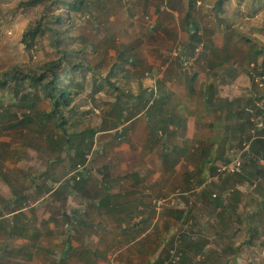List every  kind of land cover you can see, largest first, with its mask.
<instances>
[{
	"label": "rangeland",
	"instance_id": "rangeland-1",
	"mask_svg": "<svg viewBox=\"0 0 264 264\" xmlns=\"http://www.w3.org/2000/svg\"><path fill=\"white\" fill-rule=\"evenodd\" d=\"M165 1L180 24L184 18L197 26L200 42H193L185 64L184 36L171 45L161 79L175 81L163 86L157 84L159 68L147 63L157 48L148 28L157 12L153 0H87L78 11L62 2L0 0V81L5 73L24 78L19 86L0 87V183L8 184L7 199L20 197L11 205L0 196V206L3 212L48 214L42 229L53 224L45 233L62 241L37 253L55 259L63 245L69 247L63 262L42 264H264V166L244 158L238 173L215 175L228 161L226 152L242 149L253 136L243 105L253 98L264 106L257 96L264 95V0H225L220 6L217 0ZM58 15L62 21L53 22ZM38 20L44 31L27 46L22 36ZM60 50L82 62L84 71L73 78L80 85H74L71 104L42 122L52 106L29 78L43 74ZM68 66L62 62L57 71ZM194 74L189 95L180 85ZM210 82L214 92L237 86L224 99L239 97L240 134L227 116L226 135L214 138L218 126H205L209 116L200 90ZM162 92L167 108L180 104L187 116H174L159 137L147 120L158 124L152 112ZM220 116L210 117L213 124ZM65 136L71 141L62 148ZM217 137L224 143L219 158L204 150ZM106 186L113 210L97 205ZM226 188L229 194L218 203ZM20 218L33 229L35 222ZM29 249L22 248L21 259Z\"/></svg>",
	"mask_w": 264,
	"mask_h": 264
},
{
	"label": "crops",
	"instance_id": "crops-1",
	"mask_svg": "<svg viewBox=\"0 0 264 264\" xmlns=\"http://www.w3.org/2000/svg\"><path fill=\"white\" fill-rule=\"evenodd\" d=\"M153 3L155 4V9H156V14L153 15L152 20H151V24H149L148 28L149 29H154V34H156L157 36V48H153L154 49V54H155V59H149L147 60L148 64H154L155 66H157V68H159L160 72L157 74V84L159 85H169L170 83H172L173 81H175V79L169 80L166 79L165 81L161 79L162 77V72L167 69V67H169V63H167V60L169 58H167V55H169V49L171 47L172 44H176L179 39L181 37L184 36V46H188L189 42V34L191 32V28L193 26L192 23H187L186 20L184 18L181 19V24L179 23V20L177 19V13L174 12L173 10L169 9L165 4L166 1L165 0H153ZM185 21H184V20ZM161 38L166 39V43L163 44L161 42ZM167 58L163 59V58ZM185 64V63H184ZM208 70V68H207ZM196 76V75H195ZM194 76V77H195ZM195 79V78H194ZM194 79L192 80L191 77L190 79L187 80V78H185V80L182 82V86L183 90L185 87V90L187 91V93L189 95L194 94L195 92V88H194ZM212 83H208V85L204 88H207L209 85H211ZM190 85H192L193 89L190 90ZM161 88V87H159ZM233 88V94L238 92V88L236 85L234 84H230V87L226 88V89H222L223 92H219V90H216L214 92V84L211 85V92L208 93L206 95V91L201 89L200 91L201 96H202V101H203V109L205 110L206 113H208L209 116V120L206 121L205 126H207V128H209V130H214L215 131V126L217 125V132L216 133H212V135L214 134V138L217 135L223 134L225 133V135L227 134L228 129L231 130L230 128H225L223 130V128L225 127L224 124V117H231L234 120V133H238L240 134V129H242V124L240 123V118L238 117L237 113H239V111H241L242 108L239 107L240 102L239 101V97L234 96V98L229 97L228 102L226 99V96L224 95V92H227L226 95H228L229 93L232 92ZM213 89V90H212ZM213 91V92H212ZM222 97V98H220ZM158 98V104H157V117L153 116L154 118H170L172 119L174 116L179 118H182L183 116H187V113L185 115L182 114L183 110H185L184 108L181 107L180 104H177V107L175 110H171L170 108H167L165 106L166 100H167V96L166 94L164 95V92H162L160 95H157ZM234 99V100H232ZM238 99V100H236ZM253 99V98H251ZM221 100V101H220ZM186 101V100H185ZM257 101L255 100V103ZM263 108V106H262ZM247 107L245 108V110L247 111ZM250 109V108H249ZM170 113V115H169ZM216 115H222L220 117L217 118L218 123H214L213 118L210 117H215ZM263 116V115H262ZM261 114L260 115H251V117H254L253 121H251V117H250V121H251V126H250V131L251 134H253V136L251 137V139H253L255 137V134L257 131H259L261 128L264 127V123H263V119H262ZM193 117V116H191ZM260 118L262 125L255 129V133L252 132V129L255 126V120H257V118ZM147 119V118H146ZM212 119V120H211ZM160 120V119H158ZM148 121V120H147ZM171 122H174V120L172 119ZM177 123V122H175ZM174 123V124H175ZM149 124V121H148ZM169 125V124H168ZM227 127V126H226ZM176 128V126H175ZM220 131V132H219ZM222 131V133H221ZM238 131V132H237ZM219 133V134H217ZM213 138V137H212ZM211 138V139H212ZM231 138V137H230ZM233 141V138L231 139H227V146L228 144ZM250 143V141H248ZM223 140L221 139V137H217L216 139H212L210 140L209 143H207V147L204 150H210V153H215L217 152L218 154V158L219 156H221V152L223 150ZM226 147V146H225ZM241 149H237L234 147L230 148L229 152H226L227 157H228V161L230 158H232L233 156H235L237 154V152H239ZM262 150V149H261ZM264 157H262L258 162L261 163V165L264 166L263 160ZM251 163V162H250ZM253 163V162H252ZM255 163V162H254ZM242 167V166H241ZM241 170V168H240ZM239 172V170H238ZM235 172V173H238ZM227 174H234V173H227ZM239 175V174H238ZM241 179V177L239 176V180ZM237 180L234 187L236 188L235 192H240L241 190V181ZM106 192L104 193V195L102 196V198L107 199V202L102 205L101 207L104 210H113L114 207L111 205V202L109 201L111 198V196L113 195L111 190L112 188L110 187H105ZM229 188H226V190L221 193L220 199H224L223 197H225V195L229 194ZM9 192V188H8V184L4 183L1 184L0 183V196H9L6 193ZM107 194L110 196V199L108 198ZM227 194V195H228ZM215 195V196H214ZM5 196V198L7 199V197ZM216 194H213V197H216ZM13 198V199H12ZM20 197H14V196H10L9 199H7L8 203L11 205H14L16 201H18L17 199ZM44 198H41V201ZM109 199V200H108ZM38 204V203H37ZM36 204V205H37ZM0 206V213L3 212V210H1ZM121 208V207H119ZM248 210H250V208H248ZM18 213H22L21 216H24L26 219L23 220L24 222H28L29 221H33L35 222V225L33 227L32 230H30V228H28V225H26L25 223H21V216ZM47 213L45 215V213H42V210H7L4 211L3 214L0 216V222L4 223L3 226L0 225V236L2 235V237H0V264H20V263H26V264H42V263H50V262H63L64 259L67 258V250H68V244L66 243L65 245H63V249L62 251L56 256V258H46L49 257L50 255H44L37 253L38 248L40 247H44V246H48V245H55L56 243H58L59 241H62V238H56L54 240H52L53 238L49 237L48 234L49 233H45L49 232V230L53 229L54 226L53 224H50L49 228H46L45 231L42 229L41 226V222L40 220L42 218L47 219ZM4 219V220H3ZM47 237L49 239H47ZM51 239V240H50ZM30 248L27 251V254L25 255V259H21L19 254H21V250L22 248L26 249ZM4 249H7V251H5L6 253H1L3 252Z\"/></svg>",
	"mask_w": 264,
	"mask_h": 264
},
{
	"label": "trees",
	"instance_id": "trees-1",
	"mask_svg": "<svg viewBox=\"0 0 264 264\" xmlns=\"http://www.w3.org/2000/svg\"><path fill=\"white\" fill-rule=\"evenodd\" d=\"M45 0H24L23 4L28 6H38L41 3H44ZM49 5H54L59 2H62L63 4H66L69 8V10L72 11H78L82 8L86 7L87 0H47ZM225 0H217V5L220 6ZM191 5V3H190ZM49 6H47L48 8ZM188 15V14H187ZM55 19L53 22H61L62 17L61 16H55ZM197 26H192L190 36L188 39L189 45L184 46L181 54L182 60L188 59V54H192L195 48V44L193 42L199 43V39L195 38L196 34L198 32ZM44 31V28L41 27V21L38 20L37 23L33 26L27 27V30L24 32L22 38L23 41H25L26 45H30L34 40L35 37L42 33ZM193 43V45H192ZM189 52V53H188ZM61 55L56 60H51L50 62H47L45 72L41 74L40 76H31L29 78L30 81H33V83L30 85L37 87L38 91H40L44 98L48 99L51 103L52 109L49 112H43L41 121L44 122L45 120H49L51 117L55 116L59 109L61 107L66 108L68 107L72 100H73V94L74 92V85H77L79 82L75 81L73 79L75 77V74L78 72L84 71V67L82 66V62H73L71 59L67 57V55H71L70 52H66L64 50H60ZM260 51H255V55L260 54ZM65 63L66 65H69L66 69L61 70V72L57 71V69H60L61 64ZM52 74V77L47 79L46 73ZM58 72L60 75L58 76ZM196 74L190 76L193 80ZM61 77L60 79H58ZM23 75H20L18 72H13L12 74L8 75L7 73L4 74V79L0 81V87H5L8 82H11L14 86H19L23 82ZM80 85V84H78ZM193 87L190 85V90H192ZM211 85H209L207 88H205L206 95L210 93L211 91ZM259 98H264V95H257ZM129 97L132 98L133 96L129 94ZM256 99H248V101L243 105V110L246 114V119L251 123L250 117L251 115H264V106L263 108L258 107L255 103ZM248 108L247 111L245 108ZM250 108V109H249ZM152 115L157 117V110L152 112ZM129 120V118H127ZM149 126L151 129V132L157 135V133L161 136L166 135V129L169 127V123H171L172 119L170 118H160V120H157V123H153L150 121V118H148ZM64 121H62L63 123ZM252 124V123H251ZM177 127V123H176ZM93 131H91L92 133ZM69 136H65L64 143H62V148H64L65 145H68L70 142ZM250 145L249 150L244 153L242 156V161L244 158L247 159L248 162H258L262 157H264V127L261 128L259 131L256 132L255 137L253 139L250 138ZM262 149V150H261ZM242 166V165H241ZM79 179L74 180V187H79ZM108 198L110 199V196L107 194ZM112 198V196H111ZM108 199V200H109ZM218 203H220L221 199H218ZM107 202V199L99 198L97 201V205L102 206ZM163 264V263H162ZM173 264V263H170Z\"/></svg>",
	"mask_w": 264,
	"mask_h": 264
},
{
	"label": "built area",
	"instance_id": "built-area-1",
	"mask_svg": "<svg viewBox=\"0 0 264 264\" xmlns=\"http://www.w3.org/2000/svg\"><path fill=\"white\" fill-rule=\"evenodd\" d=\"M188 62V59L184 61V63ZM256 105L258 107L263 106V104L261 102L256 103ZM254 117H251V121H253ZM255 126L252 129V132L255 131V129L259 128L262 123L260 118L258 117L257 120H255ZM249 142L244 143L243 148L237 152V154L235 156H233L232 158L229 159V161H227L224 164H221L219 167H217L216 171V176L218 177V175L220 174H227V173H235L238 172V170H240L241 165H242V158H243V154L246 153L249 150ZM264 163V159L262 160ZM215 177V176H214ZM76 179H79V176H76ZM215 196V195H214Z\"/></svg>",
	"mask_w": 264,
	"mask_h": 264
}]
</instances>
